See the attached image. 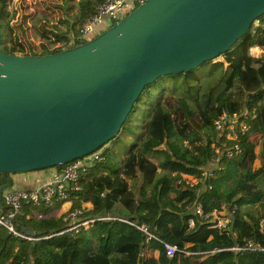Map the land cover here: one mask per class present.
Returning <instances> with one entry per match:
<instances>
[{
	"label": "trees",
	"instance_id": "16d2710c",
	"mask_svg": "<svg viewBox=\"0 0 264 264\" xmlns=\"http://www.w3.org/2000/svg\"><path fill=\"white\" fill-rule=\"evenodd\" d=\"M103 1L77 0L72 13L67 12L65 0L48 4L64 14L66 29L50 31L54 41L63 43L28 54L53 52L81 41L77 39L78 27ZM256 20L210 61L219 67L207 74L209 81L215 77L212 85L200 88L193 67L167 74L162 81L165 76L157 78L144 86L110 138L115 143L129 125L135 126L129 115L144 103L148 110L143 125L152 122L158 140L141 141L139 146L131 141L116 166L108 164L110 148H97L101 158L78 173L69 184L75 188L66 186V199L53 200L50 205L22 201L15 226H28L32 233L41 231L40 235L47 236L31 241L9 235L2 241L5 231L0 227V264H135L138 254L143 264H264V250L232 248L247 242L264 247L263 155L259 164L253 165L258 157L255 147L259 145L264 153V55L259 58L248 52L249 47H264V14ZM0 50L15 52L2 42ZM222 113L235 119L232 124L239 151L231 158L223 154L233 142L226 137L228 122L220 130L213 124ZM240 123L245 124V130H239ZM172 133L176 139L167 141L165 136ZM157 142L170 160L194 171L195 183L173 182L169 171L159 170L143 153L142 148L150 149ZM235 171L244 172L237 190L221 197L214 179ZM65 201L69 206L63 212H52ZM196 203L201 215L194 212ZM221 209L230 212L229 220L225 228H216L204 214ZM72 210H79L75 222L99 215L113 218L93 219L75 231H60L70 224L63 216ZM189 218L193 220L190 226ZM135 224L145 225L152 237H146ZM162 242L173 244L175 251L166 255Z\"/></svg>",
	"mask_w": 264,
	"mask_h": 264
},
{
	"label": "water",
	"instance_id": "95a60500",
	"mask_svg": "<svg viewBox=\"0 0 264 264\" xmlns=\"http://www.w3.org/2000/svg\"><path fill=\"white\" fill-rule=\"evenodd\" d=\"M263 14L264 0H144L59 50H0V197L8 173L104 148L145 85L216 57Z\"/></svg>",
	"mask_w": 264,
	"mask_h": 264
},
{
	"label": "rangeland",
	"instance_id": "374dc122",
	"mask_svg": "<svg viewBox=\"0 0 264 264\" xmlns=\"http://www.w3.org/2000/svg\"><path fill=\"white\" fill-rule=\"evenodd\" d=\"M62 1L63 0H0V42L5 43L12 51L27 54L34 51L38 52L43 46L50 49L62 44L63 41L56 42L53 40L52 36H50V31L55 30V32H59L65 29L67 23L64 14L60 8L48 5L51 3H61ZM76 1L77 0H65L68 13L74 12ZM248 52L252 56L260 58L264 55V47H249ZM212 59L206 60L193 67L198 74L196 84L200 88L205 89L212 85L211 80L213 81L215 77L209 81L207 74L210 76L211 73L219 69L218 66L214 67L210 64ZM163 76L165 77L161 79V81L166 79V75ZM147 110V104H138L136 111L131 112L129 115L130 120H132L131 122L135 126L129 125V127L126 128L127 133H122L115 143L112 141L113 139L104 143V147L110 148L107 157L108 164L111 166L118 165L123 155L129 149L131 141L139 146L141 141L153 142L159 139L160 135L156 132L152 122L151 124H146L145 127L143 125ZM137 135L139 136L134 138ZM165 139L167 141L174 140L176 139V135L174 133L168 134L165 136ZM142 149L143 153L157 164L159 170L164 169L170 172L173 182L176 183L179 180H185L188 183H195L197 181V176L194 171L182 169L176 162H173L166 156L161 143L157 142L156 145H151L150 149ZM255 152L258 157H256L253 165L257 166L260 162L261 155H263L264 158V153H261V147L259 145L255 147ZM31 171L39 170L34 169ZM243 173V171H235L228 175L218 174L216 179H214L217 183L218 194L221 197L233 194L242 180ZM13 174L14 173H8V176L12 179ZM66 208L67 206H60L52 212L60 213V211L63 212Z\"/></svg>",
	"mask_w": 264,
	"mask_h": 264
},
{
	"label": "built area",
	"instance_id": "2783aa9c",
	"mask_svg": "<svg viewBox=\"0 0 264 264\" xmlns=\"http://www.w3.org/2000/svg\"><path fill=\"white\" fill-rule=\"evenodd\" d=\"M144 0H104L102 3L96 6L95 11L92 12L78 27L77 39L83 41L82 39H88L92 37L95 32L96 27L105 22L108 26L111 22L119 19L126 12L132 9L136 4ZM255 20L254 22H256ZM104 28V27H103ZM233 118H229L224 113L213 120V124L216 129L220 130L223 128V124L227 123V133L226 137L233 139V142L229 147L225 148L223 154L226 158H231L233 155L237 154L239 151L238 143L235 140V128L232 124ZM245 124H239V130H245ZM101 149H95L92 152L83 155L79 158L73 159L65 164H62L58 169H55L50 178L35 187L31 188H18L12 184L5 186L2 189L1 201H0V227L4 229L10 236H15L23 238L26 240H36L40 236L45 237L47 235H40L34 233H25L21 228H17L14 223V218L16 213L20 208L22 201H29L31 204L38 205H50L53 200L56 199H66L68 192L66 191V186L73 183L80 171H84L87 166L92 165L95 160L101 158ZM216 158L212 157L211 162H215ZM74 185H69L72 188ZM79 210L68 211L63 219H69L71 222L63 230H76L78 225H87L93 219H108L113 218L110 215H99L91 218H86L80 221H74L75 214ZM194 212L198 215L202 214L201 207L198 203L194 205ZM212 222L213 226L216 228H225L227 226L230 212L225 209L212 210L211 212L204 214ZM123 221L132 223L126 219L119 218ZM193 220L189 218L187 224L192 225ZM135 226L140 229L146 237H152V235L147 231L145 225L135 224ZM59 231V232H60ZM162 247L166 255H171L175 251V246L168 242H162ZM233 249L240 250L244 248H258L264 250V247H258L253 245L251 242H247L246 245L234 246ZM21 264V263H19Z\"/></svg>",
	"mask_w": 264,
	"mask_h": 264
},
{
	"label": "crops",
	"instance_id": "0c3cea01",
	"mask_svg": "<svg viewBox=\"0 0 264 264\" xmlns=\"http://www.w3.org/2000/svg\"><path fill=\"white\" fill-rule=\"evenodd\" d=\"M106 23L103 22L101 24H99L95 31H99L101 30L103 27H105ZM67 25L65 26L66 29ZM53 32H55V30H52ZM71 31L67 32V35L70 34ZM51 36V35H50ZM53 42V41H52ZM17 52V51H15ZM55 168L50 167V168H44L42 170L39 171H26V172H19V173H14L10 178V184L14 185L15 187L18 188H31V187H35L36 185L48 180L50 178V176H52L53 172H54ZM1 201V198H0ZM69 203L68 201L63 202L60 206H64V207H68ZM62 212V211H60ZM31 230V229H30ZM32 232V231H30Z\"/></svg>",
	"mask_w": 264,
	"mask_h": 264
}]
</instances>
